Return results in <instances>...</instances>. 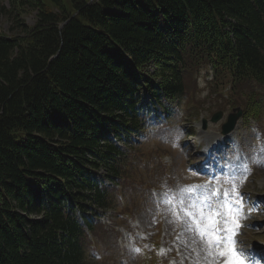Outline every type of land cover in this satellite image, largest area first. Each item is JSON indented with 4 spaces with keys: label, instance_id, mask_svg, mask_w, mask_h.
<instances>
[{
    "label": "trees",
    "instance_id": "1",
    "mask_svg": "<svg viewBox=\"0 0 264 264\" xmlns=\"http://www.w3.org/2000/svg\"><path fill=\"white\" fill-rule=\"evenodd\" d=\"M12 3L38 20L0 35V264H90L86 230L129 181L118 143L152 107L211 72L214 90L258 112L264 0Z\"/></svg>",
    "mask_w": 264,
    "mask_h": 264
},
{
    "label": "rangeland",
    "instance_id": "2",
    "mask_svg": "<svg viewBox=\"0 0 264 264\" xmlns=\"http://www.w3.org/2000/svg\"><path fill=\"white\" fill-rule=\"evenodd\" d=\"M1 9L5 14L0 13V35L13 37L23 31L17 27L15 17L29 29L37 23V12L23 9L20 13L12 0H0ZM213 90L202 78L190 91L201 114L188 112L186 97L177 106H168L173 114L172 119L166 116L165 126L147 127L134 137L136 144L131 147L137 154L129 171L136 183L133 188H126L117 204L119 212L130 204L128 210L132 216L127 223L119 216L111 221L105 218L107 225L102 222L104 227L98 226L88 238L89 245L96 247L87 248L89 263L156 264L157 258V264H224L223 259L216 257L217 249L208 251L204 244L207 239L201 237L196 223L199 221V227L208 228L209 213L204 201L207 194L205 188H199L202 176L196 168L201 169L198 160L205 149L216 145L212 143L214 140L220 146L213 151L216 154L213 166L220 162V180L226 191L221 206L227 209L229 203L242 205L235 247L254 248L258 252L264 249V202L258 201L264 200V151L261 150L264 149V94L257 96L261 104L260 121L246 123L244 119L225 137L221 127L236 102L227 105L223 100L217 101ZM218 112H223L222 120L212 123ZM203 120L208 121L206 129ZM241 164L250 169L246 176L241 174L243 168L238 167ZM189 167L196 175L195 180L186 172ZM227 171H233V176L228 177ZM139 182L146 187L142 188ZM258 258L263 259L264 254Z\"/></svg>",
    "mask_w": 264,
    "mask_h": 264
},
{
    "label": "snow or ice",
    "instance_id": "3",
    "mask_svg": "<svg viewBox=\"0 0 264 264\" xmlns=\"http://www.w3.org/2000/svg\"><path fill=\"white\" fill-rule=\"evenodd\" d=\"M264 151V149H261ZM238 167H242V175L250 173V169L246 165L241 164ZM206 186H199V188H205ZM211 190V189H209ZM191 191V189H188ZM227 219L223 222L224 226L220 227L218 224L219 214H216V218L213 219L211 216L208 217V228L199 227V221H196L199 233L202 238H206L207 242L217 249V259H223L224 264H244L241 259L242 254L235 248V235L239 225V213L242 211V205L231 204L227 205ZM192 216V213H188Z\"/></svg>",
    "mask_w": 264,
    "mask_h": 264
},
{
    "label": "water",
    "instance_id": "4",
    "mask_svg": "<svg viewBox=\"0 0 264 264\" xmlns=\"http://www.w3.org/2000/svg\"><path fill=\"white\" fill-rule=\"evenodd\" d=\"M64 26H65V24H63L61 26V28L64 27ZM234 112H237V114L236 115H230L229 116V119H228V123L223 127L224 134L230 132L231 130H233L235 128V125L237 123V120L242 115V111L240 109L234 110ZM220 118H221V114L215 116V118L213 119V121L214 122H217Z\"/></svg>",
    "mask_w": 264,
    "mask_h": 264
},
{
    "label": "bare ground",
    "instance_id": "5",
    "mask_svg": "<svg viewBox=\"0 0 264 264\" xmlns=\"http://www.w3.org/2000/svg\"><path fill=\"white\" fill-rule=\"evenodd\" d=\"M214 142H215V143H218L217 140H214ZM209 158H212V154L209 155ZM206 226L209 227V225H208V221H207V223H206ZM203 240H204V239H201V242H202ZM204 244H205L206 248H208V251H209V252L212 251V250H215V248H214L211 244H209L207 241H204ZM210 254H211V253H210ZM213 255H214V254H213Z\"/></svg>",
    "mask_w": 264,
    "mask_h": 264
}]
</instances>
